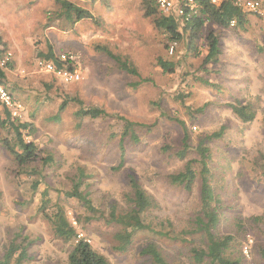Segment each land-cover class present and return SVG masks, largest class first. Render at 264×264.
<instances>
[{"label":"rangeland","instance_id":"1","mask_svg":"<svg viewBox=\"0 0 264 264\" xmlns=\"http://www.w3.org/2000/svg\"><path fill=\"white\" fill-rule=\"evenodd\" d=\"M69 1L93 17L70 21L56 0H0V39L12 63L5 68L6 83L23 105L17 118L30 123L24 138L39 146L42 157L52 156L50 163L40 159L20 166L1 141L14 135L0 126V256L22 232L33 240V259L27 264H68L72 242L59 237L44 215L41 206L47 201L48 216L64 210L78 237L111 264H151L141 253L149 241L158 242L169 261L194 264L191 249L199 241L192 223L200 207V183L187 191L170 177L186 162L175 154L184 134L180 119L193 146L226 127L224 136L210 144L225 210L218 230L234 236L230 253L242 256V264H264V17L249 13L250 23L237 31L207 23L197 52H188L184 40L171 53L172 43L145 15L142 0ZM211 29L221 33L224 44L219 75L213 66L209 71L203 66ZM101 46L132 62L140 75L120 69ZM50 48L59 59L64 53L75 56L59 68H80L79 81L65 82L39 64L44 59L40 53ZM160 58L175 62L174 71H165ZM201 77L215 85L203 84ZM236 100L253 105L254 120L237 118L229 106ZM89 107L106 114H78ZM200 107L204 110L197 112ZM125 118L137 123L139 139L125 137L126 163L114 170ZM82 169L103 217L87 220L90 213L67 193ZM129 172L140 178L158 206L146 218L150 229L138 232L122 252L114 247L119 227L108 214L113 204L125 205Z\"/></svg>","mask_w":264,"mask_h":264},{"label":"trees","instance_id":"2","mask_svg":"<svg viewBox=\"0 0 264 264\" xmlns=\"http://www.w3.org/2000/svg\"><path fill=\"white\" fill-rule=\"evenodd\" d=\"M56 2L61 5L63 13L70 21L93 17L89 10L74 2L69 0H56ZM142 3L145 15L153 17L155 27L166 35L169 43L177 42L179 44L186 40L188 52H197L198 42L202 38L207 23L217 25L220 27V31H237L239 28L246 29L250 23L249 13H254L239 7L235 0H225L220 5L212 4L208 0H200L196 10L186 11L185 15L182 16L164 14L159 10L155 0H142ZM233 21L234 24H232ZM205 42L207 50L204 55L203 66H206V71H209V65L213 66V69L219 75L222 71L220 67L224 64L222 60L224 55L222 35L216 29H211ZM3 44L5 43L0 39V57H2L5 50V48H1ZM101 49L116 61L120 69L132 75H140L137 67L132 62L122 59L106 46H101ZM40 56L45 60L54 61L57 67L64 66V61L55 55L52 48L47 53H40ZM11 65L12 63L9 62L8 66ZM159 65L165 71L170 72H173L176 67V63L172 60L162 58L159 59ZM6 78L7 72L2 69L0 71V82L8 89ZM201 80L203 84L215 85L209 81V78L201 77ZM229 106L237 118L243 122H250L256 117V110L252 104L236 100L230 103ZM203 110L204 107L196 109L197 112ZM78 114L97 118L105 115L106 111L100 107H89L81 108ZM178 122L182 125L184 134L181 139V148L175 154L180 159H186V162L182 169L170 174L171 181L174 184L183 186L187 191H192L197 181L200 183V207L192 223V233L198 235L199 247L194 246L191 249L193 262L194 264H242V256L234 257L230 253V249L234 245V236L230 234L222 235L218 230L224 218L225 210L220 191L215 184V172L210 163L213 154L210 144L224 136L226 127L222 126L218 131L207 134L197 146H193L190 143L186 123L180 119H178ZM136 125V122L125 118L119 141L120 161L112 169L120 170L125 166L124 139L129 136L132 141H138L139 135ZM0 126L6 128L11 135H14L13 139L4 137L1 141L5 149L20 166H27L40 159H44L45 163H50L52 160L51 155L42 157L39 146L35 142L24 138V130L30 126V123L13 117L11 111L5 106L1 108ZM192 153L195 154V157L188 159V156ZM85 178L88 177L82 169L76 177L73 188L67 193L70 197L77 198L90 213L86 218L87 220L103 217L104 213L95 205L91 197V191L87 189L88 186H85ZM128 185L130 191L127 192L125 205L113 204L108 214L109 222L119 227L114 234L116 241L114 247L122 252L129 249L138 232L150 229L146 218L150 215V210L158 206L155 197L147 192L140 178L133 172L128 174ZM1 195L2 191L0 189V197ZM45 202L47 201L43 202L41 209H43L44 215L50 217L49 219L54 225L57 235L63 238L64 241L72 242L68 254V264H111L110 260L103 253L97 251L88 240L78 237L79 234L76 228L70 222L64 210H58L53 216H48L44 210L46 207ZM32 243L33 240L29 235L18 232L1 254L0 264H27L33 259L30 251ZM141 253L148 256L151 264H179L169 261L164 255L162 247L156 241H149ZM260 253L264 258V247L261 248Z\"/></svg>","mask_w":264,"mask_h":264},{"label":"built area","instance_id":"3","mask_svg":"<svg viewBox=\"0 0 264 264\" xmlns=\"http://www.w3.org/2000/svg\"><path fill=\"white\" fill-rule=\"evenodd\" d=\"M200 0H155L159 10L164 14L185 15L186 11H194L198 7ZM212 4L220 5L225 0H208ZM236 4L245 11L254 12L264 17V6L261 0H235ZM235 22L233 21L232 24ZM177 42L170 45V52L173 53ZM2 48V46H1ZM10 53L4 50L2 57H0V71L7 67L10 59ZM75 56L72 54H62L60 60L72 62ZM39 64L47 71L54 72L59 75L65 82L79 81L81 79L82 71L80 68L63 69L56 66L54 61L40 59ZM0 112L2 107H7L13 117H22L23 105L18 102L12 93L0 82Z\"/></svg>","mask_w":264,"mask_h":264}]
</instances>
